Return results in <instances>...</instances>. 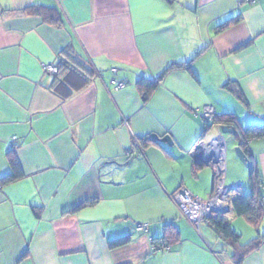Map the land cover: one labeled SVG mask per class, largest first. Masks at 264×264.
Returning <instances> with one entry per match:
<instances>
[{
	"label": "crops",
	"instance_id": "0c3cea01",
	"mask_svg": "<svg viewBox=\"0 0 264 264\" xmlns=\"http://www.w3.org/2000/svg\"><path fill=\"white\" fill-rule=\"evenodd\" d=\"M37 5L55 9L56 22L26 10ZM73 57L92 73L80 87L70 75L62 97L43 67ZM186 62L142 99L138 78ZM205 105L235 115L240 129L264 120V0H0V177L9 152L23 173L0 184V264H238L243 245L264 234V215L255 226L231 206L234 249L171 197L184 186L208 198L215 172L230 205L245 194L231 153L223 172L217 125L203 133ZM151 134H169L172 145ZM248 148L264 193V141ZM201 152L217 163H201ZM241 264H264V237Z\"/></svg>",
	"mask_w": 264,
	"mask_h": 264
},
{
	"label": "trees",
	"instance_id": "16d2710c",
	"mask_svg": "<svg viewBox=\"0 0 264 264\" xmlns=\"http://www.w3.org/2000/svg\"><path fill=\"white\" fill-rule=\"evenodd\" d=\"M171 1V0H167ZM28 11H32L38 15H42L45 20H48L49 22H56L57 20V14L56 10L53 8H47L40 5L37 6H31L26 8ZM238 16H234L231 19L221 23L218 27H221L223 25H227L230 22H235L239 19ZM190 62L186 63H172L168 65L163 72L154 77V78H148V77H140L136 80V87L141 93L142 99L146 100L151 92L157 88V86L162 81L163 76L168 73L169 71L184 67L186 69H189ZM56 76L52 82V89L54 92H57L60 96L66 97L69 95L70 91L67 88V81L69 80V76L72 74L77 75L78 77H81V83L77 85L80 87L85 82H87V76H89L88 73H92V70L89 68H86L85 65L77 60L76 58H69L68 60H65L60 66H58ZM64 85V86H63ZM65 87L64 89H61L60 87ZM232 92L238 97L240 100L244 101L242 94L240 91L236 88L231 89ZM69 92V93H68ZM204 129L203 133L208 131V126L210 125L208 123L209 120L204 119ZM211 121L213 123H228L232 124L236 127L237 132L235 133V138L237 139L239 145L241 146L242 150L246 153V155L249 157L251 162V167L249 170V182L251 185V191L249 193H245L243 195L235 197L231 201V206L234 211V214L236 216H243L250 220V222L258 226L261 222L263 215H264V193L262 192V176L260 172L258 171L257 166L255 165V162L251 159L249 155V148L248 144L249 142L253 140H259L264 138V120L259 123H252L248 126L240 129L236 123L237 119L235 115L233 114H222L218 115L215 114L212 116ZM150 140L148 138H141L139 140L140 145L143 147H146L150 144ZM8 157V163L10 166V172L2 177H0V184L9 183L11 181H14L20 177H22V169L19 165L18 160L12 153L7 154ZM215 172V169H214ZM94 203V201H87L85 203H82L81 205L75 207L72 209V211H75L76 209H79L81 207H84L86 205H90ZM207 223L210 225V227L215 231V233L224 241L231 244L232 246L240 245V238L241 234L234 229V227L231 224V219L228 215L225 214H217L213 217H206L204 218ZM172 224L166 223L164 225V231L167 233L172 228ZM264 237V234L259 235L258 237L250 240L243 246H245V249L242 250L241 253H239L238 258V264H241L242 256L245 254L248 250L256 249L261 239ZM165 239V238H163ZM128 241V237H120L116 240H113L110 242L111 246H121L125 244ZM157 240H153V243ZM161 243H163L165 246H167L169 243L167 240H161Z\"/></svg>",
	"mask_w": 264,
	"mask_h": 264
},
{
	"label": "built area",
	"instance_id": "2783aa9c",
	"mask_svg": "<svg viewBox=\"0 0 264 264\" xmlns=\"http://www.w3.org/2000/svg\"><path fill=\"white\" fill-rule=\"evenodd\" d=\"M253 3L256 0H244ZM44 70L56 73L57 67L54 65H44ZM123 84L119 83L115 86L118 89ZM215 109L212 106L205 105L202 107L201 116L206 119H211L215 115ZM15 139V137H13ZM222 156V155H221ZM221 156L218 159L221 161ZM228 188L223 182L219 172L214 175V188L212 194L206 198H200L193 195L186 187L180 186L172 194V200L181 214L196 227L201 220L212 215L230 213V201L227 197ZM138 229H146L145 225H139Z\"/></svg>",
	"mask_w": 264,
	"mask_h": 264
},
{
	"label": "water",
	"instance_id": "95a60500",
	"mask_svg": "<svg viewBox=\"0 0 264 264\" xmlns=\"http://www.w3.org/2000/svg\"><path fill=\"white\" fill-rule=\"evenodd\" d=\"M212 125H217V129H218V133L219 135L222 136V133H227V134H232L235 135V133L237 132V129L234 125L232 124H228V123H213L210 124L208 126V132H211V127ZM220 129V131H219ZM150 139L154 142H161V143H165L167 145H172V139L171 136L169 134H164L163 136H159L156 134H151L150 135ZM206 146H211L212 142L209 143H204ZM198 150L201 149V146L197 147ZM235 152L236 155L239 157V159L244 163V165L247 167L248 171L250 170L251 167V162L249 157L246 155V153L242 150L241 146L239 145V143L236 145L235 147ZM215 154L214 153H210V155H205L204 152L198 153V159L201 163H204L206 165H210V164H216L217 160H212L214 158ZM228 189L230 187L226 186ZM230 211H231V205H230ZM222 214H226V213H222ZM215 215H212L210 217H213Z\"/></svg>",
	"mask_w": 264,
	"mask_h": 264
},
{
	"label": "rangeland",
	"instance_id": "374dc122",
	"mask_svg": "<svg viewBox=\"0 0 264 264\" xmlns=\"http://www.w3.org/2000/svg\"><path fill=\"white\" fill-rule=\"evenodd\" d=\"M204 119H206V118H204ZM206 120H210L211 121V119H206ZM246 126H248V125H246ZM219 131H220V129H219ZM222 136L225 137L224 156L222 158L223 159L222 160V162H223V165H222L223 172L226 173V161H227V163L230 162V153H231L233 155V157H235V159L238 161V163L243 168V173L241 175L239 174V180L242 182V188H243L244 192L245 193H249L250 192V182H249V176H248L249 175L248 174L249 171H248L247 167L244 165V163L236 155V152H235L236 145H233V143H234L233 139L231 137H229L227 135V133H222ZM13 140H15V139H13ZM260 140L264 141V138L260 139ZM218 162H219V160H218ZM140 225H142V224H140ZM159 246H160V248L166 247L163 243H161ZM156 247H158V246H154L153 249H155Z\"/></svg>",
	"mask_w": 264,
	"mask_h": 264
}]
</instances>
